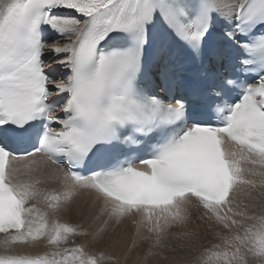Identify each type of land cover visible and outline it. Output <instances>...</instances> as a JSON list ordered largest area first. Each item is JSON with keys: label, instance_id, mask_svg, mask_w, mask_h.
Listing matches in <instances>:
<instances>
[{"label": "snow or ice", "instance_id": "6c2138e0", "mask_svg": "<svg viewBox=\"0 0 264 264\" xmlns=\"http://www.w3.org/2000/svg\"><path fill=\"white\" fill-rule=\"evenodd\" d=\"M194 207L190 264H264V0H0V264H125L129 218L175 264Z\"/></svg>", "mask_w": 264, "mask_h": 264}, {"label": "bare ground", "instance_id": "6f19581e", "mask_svg": "<svg viewBox=\"0 0 264 264\" xmlns=\"http://www.w3.org/2000/svg\"><path fill=\"white\" fill-rule=\"evenodd\" d=\"M93 200H94V193L87 192V191L82 192L80 196L76 198V200L73 202L71 206V210L63 214V219L71 223L81 222L82 216L80 215V211H83L86 214L91 208ZM97 211H98L97 209H93L92 216H95L97 214ZM202 215H203V209L194 207L192 209L191 219L189 221V224L187 225L188 229L195 230L200 233L199 237L195 239L196 241L200 240L203 243L204 240L209 241V237L213 236V238L211 239H214L215 241L214 243L218 242L213 235L214 229L210 230L207 227L209 222L206 219L205 220L200 219ZM104 219H107V217H104ZM132 219L133 218L125 219L119 226H117L115 222H112L111 225L109 226L108 233H107V235L111 236L113 240L119 239L123 242V248L120 249V254L122 256L123 255L128 256V259L125 261V264H136L137 255L139 254L140 256H143L145 249L147 248V245H144L140 248L133 247V241L134 240H136L137 242L139 241L136 236L135 225L132 223ZM99 223H102V221ZM171 231L179 232L181 230L174 228ZM169 238L172 239L171 236ZM81 239L82 238H77V243H79ZM174 240H179L180 242L183 239H174ZM169 242H172V241H169ZM184 243L185 241H183V244ZM96 247L97 248H108L109 250H111L110 242L96 245ZM129 248H132V251L130 254L128 253ZM159 259L161 258L153 257L152 259L148 261V264H163V262L161 263Z\"/></svg>", "mask_w": 264, "mask_h": 264}, {"label": "rangeland", "instance_id": "374dc122", "mask_svg": "<svg viewBox=\"0 0 264 264\" xmlns=\"http://www.w3.org/2000/svg\"><path fill=\"white\" fill-rule=\"evenodd\" d=\"M211 238H213V236L209 237V241L204 240L203 243L200 240H199L200 242L198 240L197 241L194 240L196 246L191 249V253L190 254H189V249L187 247H182V245H184L186 243L185 240H182V241L179 242V240H174L172 238L174 240L173 241L171 238H169V241H172V242H169L170 246L165 251V254L169 258L176 257L177 259H176L175 264H190L192 256L198 254L202 247L210 246L212 243L215 242L214 239H211ZM183 241H185L184 244H183ZM173 248H175V251L172 250ZM159 260H160L161 263L163 262V264H172V261L170 259L169 260H165V259L161 258Z\"/></svg>", "mask_w": 264, "mask_h": 264}]
</instances>
